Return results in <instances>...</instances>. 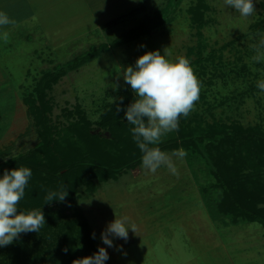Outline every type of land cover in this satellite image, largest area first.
Wrapping results in <instances>:
<instances>
[{
  "label": "rangeland",
  "instance_id": "obj_1",
  "mask_svg": "<svg viewBox=\"0 0 264 264\" xmlns=\"http://www.w3.org/2000/svg\"><path fill=\"white\" fill-rule=\"evenodd\" d=\"M205 3L202 25L193 21L190 11L198 0H63L62 5L56 3L55 7H32L35 16L30 20L1 29L7 32L5 43L9 45L4 54L0 47V60L9 69L11 84L9 94L0 96V123L7 116L11 123L9 132L18 123L24 124L16 103L31 94L44 71L58 69L105 45L106 49L68 72L48 91L53 107L49 119L52 128L61 131L76 119L75 114L66 116V111L75 112L79 106L91 122L90 132L110 139L111 124L118 120L127 122L125 111L135 98L123 79V70L135 66L137 58L146 52L159 50L163 55L168 47V59L187 58L200 82L199 100L185 117L184 125H193L195 120L237 122L245 128H258L264 134V92L256 86L264 80V60L253 59L264 53V0H253L256 12L247 18L226 7L224 0ZM114 20L118 22L109 26ZM144 24L150 32L122 42ZM118 107L123 110L117 111ZM7 119L1 129L8 127ZM27 129L9 134L1 146L0 166L36 148L40 140L37 127L31 121ZM174 139L176 131L166 133L158 146ZM164 152L171 156L178 176L172 175L166 166L153 174L141 164L123 172L117 180L95 179L94 190L78 187L74 207L85 216L99 247L108 252V263L264 264V226L236 221L218 212L223 189L217 187V177L213 175L215 170L221 175L217 164L208 155H186L180 159L172 151ZM238 159L244 168L231 174L239 166L234 165L233 157L222 161V174L233 178L236 172L255 171V176L264 182L262 153L249 158L243 154ZM39 209L45 218L71 216L74 212L67 204L57 203L36 208ZM115 215L128 217L137 226V232L129 229L127 241L110 237L114 246L109 247L103 243L101 233ZM66 219L56 218L53 223L58 225ZM33 233L21 235L22 242L28 245H22L26 256L23 264H44L32 252ZM49 242L45 246L42 243L41 252L48 253V247L55 253V240L48 239ZM76 247L75 256L67 264L92 256L86 247ZM10 248L11 244L0 247V264H6L2 252Z\"/></svg>",
  "mask_w": 264,
  "mask_h": 264
},
{
  "label": "trees",
  "instance_id": "obj_2",
  "mask_svg": "<svg viewBox=\"0 0 264 264\" xmlns=\"http://www.w3.org/2000/svg\"><path fill=\"white\" fill-rule=\"evenodd\" d=\"M206 10L205 0H198V4L190 10L193 21L199 25L205 23ZM117 22L118 20H114L109 23V26ZM146 32L150 31L144 24L127 34L122 42L131 41ZM106 48L107 46L101 45V48L78 57L58 69L46 70L42 73L31 94L22 98L30 121L29 128L32 121L34 127H37L36 133L40 140L31 153L18 155L0 166V178L5 170L19 167H28L32 170L25 195L18 205L19 211L27 212L53 203L67 204L74 210L71 216L56 217L54 215L45 218L46 224L38 233H33L32 252L44 264H67L70 257L75 256L77 245L86 247L91 255L98 252L99 244L93 238L85 216L74 207L73 201L78 198L77 189L79 186H86L87 190H94L95 179L100 182L117 180L123 172L142 164V152L133 140L131 133L133 125L128 122L121 120L113 122L110 126L111 138L103 139L90 132L91 122L77 106L75 112L66 111V116L74 117L75 114L76 119L65 126V129H61L64 132L58 131L56 127L53 129L50 125L49 115L53 107L48 99V91L68 72L77 69ZM181 118L176 139L162 146H150L172 152L182 148L189 158L208 155L214 165L217 164L221 174L219 175L216 170L213 171V175L217 177V187L223 189V198L218 205V212L232 216V219L236 221L258 222L264 226V182L255 176V171L236 172L233 178L232 175L222 174L224 160L228 162L233 157L236 159L234 165L239 166L235 170L232 169V174L244 168L242 161L238 159L243 154L247 155V158L255 153L264 155V134L261 130L254 127L245 128L237 122L227 124L195 120L193 125L191 122L184 125L185 117ZM63 189H66L68 193L63 202L53 200L46 203L45 196L48 192H59ZM205 193L203 189V195ZM50 213L48 215H51ZM65 217L68 219L54 225L53 221L56 218ZM21 235L11 244L13 248L6 253L2 252L6 264L25 262L23 246L27 243L22 242ZM48 239L55 240L53 246L56 248L55 253L49 251L48 247L47 249L45 247L48 253L41 252L42 243L44 246L50 244V242L47 243ZM19 245L22 249H19ZM26 246L28 245L24 247ZM64 249H67L66 253ZM105 264H109L108 260Z\"/></svg>",
  "mask_w": 264,
  "mask_h": 264
},
{
  "label": "clouds",
  "instance_id": "obj_3",
  "mask_svg": "<svg viewBox=\"0 0 264 264\" xmlns=\"http://www.w3.org/2000/svg\"><path fill=\"white\" fill-rule=\"evenodd\" d=\"M224 4L234 8L244 18L256 12L253 0H224ZM13 23L6 13L0 11V27ZM3 37L7 41V32L3 33ZM170 55L168 47L164 49L163 55L159 50L148 51L137 58L135 66L129 65L123 70V79L135 94L133 102L127 106L125 116L127 122L133 125L131 133L142 152V167L154 174L161 166H166L172 175L178 176V169L171 156L159 147L150 145H158L166 133L179 130L180 118L187 117L199 100L200 82L187 58L180 56L170 60ZM253 59L256 62L264 60V53H258ZM256 86L264 92V80L258 81ZM121 110L117 108V111ZM172 155L183 159L187 153L179 149ZM31 176L30 168L19 167L5 170L0 178V247L12 244L22 233H38L46 224L41 209L18 211ZM67 195L66 189L50 191L45 201L63 202ZM129 229L136 234L137 226L130 223L128 217L118 218L115 215V219L101 233V239L105 245L113 247L110 237L127 241ZM64 251L66 253L67 249ZM108 259V252L100 247L94 255L75 259L72 264H105Z\"/></svg>",
  "mask_w": 264,
  "mask_h": 264
},
{
  "label": "crops",
  "instance_id": "obj_4",
  "mask_svg": "<svg viewBox=\"0 0 264 264\" xmlns=\"http://www.w3.org/2000/svg\"><path fill=\"white\" fill-rule=\"evenodd\" d=\"M64 1L70 2L72 0H64ZM90 1L94 2V0H90ZM56 3H59L57 5H62L63 0H0V11L2 12L4 11V13H6L14 21L12 25H15V23L24 22V21L26 22L30 20L31 17L35 16L34 10L32 7H38L36 5H40L44 7L46 6L55 7ZM40 19L41 21H43L42 17H40ZM4 27L7 28L9 27V25L4 26ZM4 27H0V47L3 48L2 50L3 54L5 53L6 45L7 46L9 45L5 43L6 41H4V37H3L4 31L1 30ZM9 84H11L9 69L5 67L4 64L2 65L1 60H0V96L2 95L3 97H6V95L9 94ZM17 104H19L18 109H17ZM15 108L20 111V115H19L20 120L23 118L24 124L21 125L18 123L17 127H16V124H13L11 128L12 129H14L15 127L16 128L13 131L9 132V126L11 125V123L9 125V119H7V116L4 115V122L0 123V150H1V146L3 145V143L7 141V139H9V134H15V133L18 134L24 129L26 130L29 127L28 125L29 120L26 115V109L24 108L22 97L19 102L17 101ZM6 119H7L8 127H4L3 129H1L4 126ZM12 132H15V133H12Z\"/></svg>",
  "mask_w": 264,
  "mask_h": 264
}]
</instances>
